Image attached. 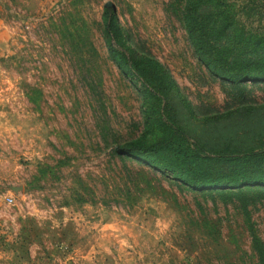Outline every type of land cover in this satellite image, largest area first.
Returning a JSON list of instances; mask_svg holds the SVG:
<instances>
[{
  "label": "rangeland",
  "instance_id": "374dc122",
  "mask_svg": "<svg viewBox=\"0 0 264 264\" xmlns=\"http://www.w3.org/2000/svg\"><path fill=\"white\" fill-rule=\"evenodd\" d=\"M107 1L0 3V264H264V185L200 190L174 176L191 143L264 141V78L203 61L186 0ZM227 6L217 39L230 33L243 58L262 41L264 64V2ZM125 140L168 148L120 156ZM216 160L203 159L210 183L235 166ZM246 165L234 183L259 171Z\"/></svg>",
  "mask_w": 264,
  "mask_h": 264
},
{
  "label": "trees",
  "instance_id": "16d2710c",
  "mask_svg": "<svg viewBox=\"0 0 264 264\" xmlns=\"http://www.w3.org/2000/svg\"><path fill=\"white\" fill-rule=\"evenodd\" d=\"M227 2H230V0H186L183 8V15L189 34L191 38L195 40L200 58L206 63L213 65L217 72L219 71L229 78L241 79L252 76L254 79L257 77L262 79L264 78V64L257 63V61H260L261 58H263V55L258 52V50L263 47L262 41L260 45L256 41L251 45V48L245 47L248 48V50L245 51L246 56L243 58L240 51L233 52V50H236V46L232 45L234 39H229L230 33H226L220 39H217L216 37V18L224 15L225 11L228 10L230 4H228L226 9ZM253 2H264V0H253ZM105 9L107 44L112 58L120 63L125 56L116 51L113 47L110 33L111 23L116 22L117 20L116 9L114 6L112 8L105 7ZM225 20L226 19L221 21L222 24L226 22ZM227 28V26H222L220 31L225 32ZM206 39H208V42L207 45H204ZM201 41L202 45L198 46ZM238 48L241 50L244 47L239 46ZM232 52L233 54H230ZM171 124L174 134H178L173 135L174 137L181 135L190 139V135L186 134L182 128L178 127L173 121H171ZM164 148H168V143L164 140L150 143H142L136 140H125L116 142L113 146L115 153L120 156H130L144 160H147L146 157L150 154L158 153ZM227 148L229 149L228 155L224 154V150ZM185 155L186 157L178 163V171L174 173V176L196 189L206 190L210 188H218L220 186L223 188L242 189L245 186L257 184L264 185V173L261 171V168H264V141L249 146L228 144L222 147L215 145L207 147L197 141L191 143L189 147L185 148ZM223 156H227V160H220ZM207 157L209 158V162L212 161L213 158H218L219 160H216V163L224 161L228 165L235 163V166L233 169H229V172L223 173L219 178V181H217L218 183H210L209 180L211 179L200 174L203 159ZM253 160L257 162L258 165L262 166H259L257 174L250 178L243 176L244 179L238 183H234L236 178L232 176L233 173L244 172L247 170L246 163ZM188 161L195 165L192 168L186 167Z\"/></svg>",
  "mask_w": 264,
  "mask_h": 264
},
{
  "label": "water",
  "instance_id": "95a60500",
  "mask_svg": "<svg viewBox=\"0 0 264 264\" xmlns=\"http://www.w3.org/2000/svg\"><path fill=\"white\" fill-rule=\"evenodd\" d=\"M112 4H113V2L111 0H109V1L106 2V5L107 6H112Z\"/></svg>",
  "mask_w": 264,
  "mask_h": 264
},
{
  "label": "crops",
  "instance_id": "0c3cea01",
  "mask_svg": "<svg viewBox=\"0 0 264 264\" xmlns=\"http://www.w3.org/2000/svg\"><path fill=\"white\" fill-rule=\"evenodd\" d=\"M3 2V0H0V3ZM1 8V7H0Z\"/></svg>",
  "mask_w": 264,
  "mask_h": 264
}]
</instances>
